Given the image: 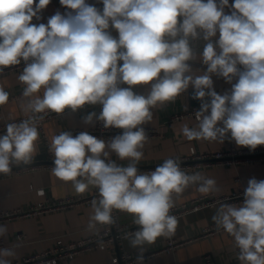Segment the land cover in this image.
<instances>
[{
  "label": "clouds",
  "instance_id": "clouds-1",
  "mask_svg": "<svg viewBox=\"0 0 264 264\" xmlns=\"http://www.w3.org/2000/svg\"><path fill=\"white\" fill-rule=\"evenodd\" d=\"M50 2L0 0V72L24 62L18 81L27 114L0 135V174L33 160L38 124L49 113L101 105L99 115L91 112L84 123L98 120L123 133L110 142L87 132L54 135L52 171L78 194L98 189L87 225L93 234L99 235L98 226L115 224L114 210L132 215L139 229L124 238L139 250L135 264H143L145 245L174 235L178 220L171 210L187 189L220 191L214 178L182 169L178 157L138 172L148 142L142 125L153 120L152 109L174 102L191 86L201 107L195 126L181 127L187 140L223 142L230 133L239 146L264 145V0H99L102 9L87 0H60L65 13L57 11L47 24L32 23ZM201 37L206 44L197 56L190 41ZM196 60L205 71L193 69L189 62ZM213 75L231 90L218 94ZM137 85L149 86L147 95L134 92ZM9 95L0 86V106ZM111 152L127 166L108 159ZM212 220L232 237L240 264H264V180L250 179L243 204L220 203ZM7 232L0 225V237ZM15 256V246L0 248V264H11Z\"/></svg>",
  "mask_w": 264,
  "mask_h": 264
},
{
  "label": "crops",
  "instance_id": "crops-1",
  "mask_svg": "<svg viewBox=\"0 0 264 264\" xmlns=\"http://www.w3.org/2000/svg\"><path fill=\"white\" fill-rule=\"evenodd\" d=\"M87 2L93 4L89 0ZM57 11L63 14L67 9L60 4V0H51L50 4L40 13L41 19L37 20L33 18L32 23L47 24L48 18ZM230 11L231 9L229 8L225 9V12L228 14H230ZM111 31L113 36L118 35L114 29H111ZM190 43L194 52L199 56L203 52L206 41L201 37L200 39L190 41ZM189 63L193 69L199 72L206 70V65L202 64L199 60L190 61ZM24 67L0 75V86H3L10 94L8 103L0 106V123L27 117V114L21 109L23 85L18 81V76L22 73ZM212 79L214 90L218 94L222 95L231 90V84L226 82L222 77L213 75ZM233 83H235V80ZM122 87H128V85L125 84ZM133 90L137 94L147 95L149 86L137 85L133 87ZM193 95L194 89L190 86L174 102L168 103L162 108L152 109L153 120L145 123L142 127L157 129L159 137L148 138V142L143 149L144 158L137 164L138 172L148 173L149 171L145 170V168L162 164L164 160L170 157L188 155L192 149L198 152H205L224 150L231 146L249 148L237 145L231 139L230 133L224 138L223 142L187 140L182 135L181 127L184 124H188L190 127L195 126L196 119L191 115L180 118H175V116L201 105V101L194 99ZM206 100H210V98L206 97ZM91 112H96L98 115L96 105H85L76 112L66 109L63 114L45 120L43 126L48 147L44 145L41 137H39L37 141V153L28 164L42 163L49 160V152L52 153L50 151V143L54 135H58L63 131H68L72 134L77 129L82 131L92 129L95 126L96 120L91 124L84 123V117ZM112 139L107 138L104 141L110 142ZM257 147H264V145ZM108 159L121 166H127L128 164L127 160H120L114 152L110 153ZM28 164L20 163L18 165ZM186 172H201L214 178L220 189L215 195H231L247 187L248 181L252 178L258 181L264 180V159L244 162L236 166L216 165L197 170H188ZM39 189H43V195L38 194L37 191ZM94 189L90 187L87 192L78 194L72 183L60 180L54 175L52 168L0 177V211L14 208L26 209L33 203L43 201L46 198L61 199L68 195H85L91 193ZM199 195L203 194L196 191L195 187H190L176 200L175 206L181 203H188ZM217 208L214 206L205 207L177 217L178 226L174 235L171 237H160L154 244L145 245V248L149 250L161 249L169 238L185 240L186 242L177 247L173 252L157 253L153 257L143 261V264H205L203 257L206 254L212 256L215 264H240L235 255L236 247L234 241L225 231H220L206 237H198L202 229L215 225L212 217ZM119 212L123 222H127L130 225L134 224L132 215ZM91 214L92 209L91 204H89L60 211L45 212L38 217L30 216L2 221L0 225H6L8 229L7 235L2 237L5 241L4 248L15 246L16 256L10 258L11 262H13L27 255L49 249L57 244L88 237L93 234L87 228ZM18 234L23 235L21 240L17 238ZM124 246L130 252L138 250L130 246L128 239H124ZM115 252L114 245H110L106 249H95L78 254L58 264H111V258Z\"/></svg>",
  "mask_w": 264,
  "mask_h": 264
},
{
  "label": "built area",
  "instance_id": "built-area-1",
  "mask_svg": "<svg viewBox=\"0 0 264 264\" xmlns=\"http://www.w3.org/2000/svg\"><path fill=\"white\" fill-rule=\"evenodd\" d=\"M95 5L97 8L102 9L103 5L99 2V0H89ZM234 0H229V4H232ZM215 39V38H214ZM122 65V61L118 62ZM25 64L22 61L20 65L9 66L4 68L1 74H4L8 71L19 69L24 67ZM98 115L102 110V106L97 104ZM201 105L191 108L188 111L182 112L175 116V118L186 117V116H194L195 112L200 109ZM59 114L49 113L43 121H40L38 124V130L40 132V137L46 147H48V141L46 137V133L44 130L43 122L47 119L55 117ZM27 117L18 118L9 122L0 123V135L6 134V125L11 122L19 123L21 120L26 119ZM145 132L148 138L159 137V133L157 129L146 128ZM124 129L120 128H104L103 123L96 120L95 126L89 131L82 130H74L72 134L77 135L81 132H87L88 134L98 138L105 140L107 138H114L117 135H121ZM135 131V129H134ZM49 160L47 162L42 163H34L28 165H13L12 172L10 174H0V177L16 175L29 171L43 170L48 168L55 167L54 160L55 156L50 153ZM176 158V157H172ZM180 167L185 171L188 170H197L206 167L216 166V165H239L244 162H252L259 159H264V147H256L254 150L250 148H237L231 146L224 150L218 151H205L198 152L194 149L190 151L188 155L179 156ZM163 164V163H162ZM157 164L151 167L145 168V170L152 172L155 169L162 165ZM247 187H244L240 192L233 193L231 195H222L218 196L215 194L210 195H199L194 197L188 203H181L180 205L175 206L171 210V214L176 217L182 216L187 213L194 212L196 210L205 208V207H219L220 203L227 204H240L244 202V192ZM39 189L37 192H39ZM44 193V191H43ZM98 197V189H94L91 193L85 195H68L61 199H45L43 201H39L33 203L26 209L14 208L9 210L0 211V222L14 219V218H23V217H38L42 213L52 212V211H60L68 208H73L82 205L91 204L92 199ZM113 217L115 219V224L110 226H99V235L92 234L88 237L68 241L66 243L57 244L49 249L44 251L33 253L23 257L18 261H13L11 264H51V262H55L58 264L66 259H71L74 256L89 252L95 249H106L110 245H114L115 254L111 258V264H135L137 255L139 250L134 252L128 251L124 246V237L126 233H131L137 231L139 229L138 225L129 224L127 222H123L120 217L119 210L113 211ZM220 231H224L223 229H217L216 225L206 227L202 229L201 233L198 237H206L208 235H214ZM17 238L21 240L23 235L18 234ZM102 242V243H101ZM185 240L169 238L166 241V244L158 250H149L145 248L143 252V261L148 258L153 257L157 253L160 252H173L177 247L184 244ZM5 247V241L2 237H0V248ZM235 255H238V249H235ZM205 264H215L213 258L210 254H206L204 257Z\"/></svg>",
  "mask_w": 264,
  "mask_h": 264
}]
</instances>
